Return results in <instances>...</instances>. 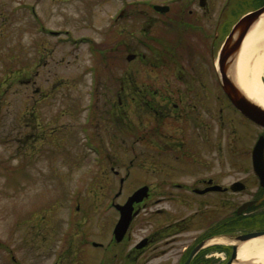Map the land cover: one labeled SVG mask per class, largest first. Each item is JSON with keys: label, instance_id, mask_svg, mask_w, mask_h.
<instances>
[{"label": "rangeland", "instance_id": "1", "mask_svg": "<svg viewBox=\"0 0 264 264\" xmlns=\"http://www.w3.org/2000/svg\"><path fill=\"white\" fill-rule=\"evenodd\" d=\"M124 1L0 0V264H53L55 254L79 246L83 238L109 242L117 220L113 201L122 203L141 182L153 183L152 171H167V145L133 144L136 110L125 100L121 111L115 108L120 107L117 95L126 96L118 93L119 77L129 92L132 76L139 75L141 82L146 81L145 75H154L139 60L126 57L136 52L132 50L136 36L142 37L147 27L156 29L157 19L167 17L153 13L147 4L167 5L168 1ZM128 2H137L136 8L129 7L128 14L117 19V8ZM188 2L173 3L174 9L186 16L182 6ZM207 2L209 10L200 8L198 0L187 6L193 15L186 21L193 29L214 32L224 7H229L230 19H237L240 12L260 4L251 0L230 7L226 0ZM89 38L97 46V56L84 40ZM143 52L144 47L138 50ZM196 59L206 73L216 56L211 58L208 51L205 61ZM92 65L96 74L87 71ZM262 76L264 83V67ZM93 91L97 94L90 95ZM93 103L94 110L90 109ZM120 124L124 132H119ZM244 131L237 126L235 145H247L250 138H241ZM220 138L223 155L225 143L231 140L222 130ZM208 152L205 148L204 154ZM241 176L236 169L225 180ZM120 177L125 179L116 199ZM236 197L239 202L246 198ZM166 206L161 202L152 211ZM89 249L88 264H99L102 252ZM263 263L262 250L233 262Z\"/></svg>", "mask_w": 264, "mask_h": 264}, {"label": "flooded vegetation", "instance_id": "2", "mask_svg": "<svg viewBox=\"0 0 264 264\" xmlns=\"http://www.w3.org/2000/svg\"><path fill=\"white\" fill-rule=\"evenodd\" d=\"M194 1L183 4L185 16L174 9L180 2L176 0L170 7L173 11L169 10L166 18L157 19L163 27H147L142 37L133 39L132 50L136 52L132 59L139 60L154 75H145L146 81L141 82L139 75L137 79L132 76L134 83L129 92L121 85L123 79L118 78V93H126V96L117 95L120 107L115 109L121 111L125 100L136 110L133 144L167 145V171H152L153 183L141 182L142 185L126 196L122 203L135 190L147 186V196L133 205L121 240L115 239L113 227L109 242L94 246L83 238L79 246H70L69 250L55 254L53 264H88L90 246L98 247L102 252L99 264H225L239 249L235 238L251 233L264 236V147L260 176L256 174L253 158L255 145L264 136V126L252 122L233 106L221 88L214 64L208 66L205 73L196 59L205 61L208 51L211 58L214 54L218 59L220 44L226 37H222V32L231 22V19L226 21L231 12L229 7L220 10L214 32L204 27L193 29L186 17L193 15L187 6ZM248 1L251 0H226V6ZM124 3L120 0V4ZM203 4L205 6L201 7L198 0L200 8L209 10L207 0ZM136 6H119L116 18L125 17L128 8ZM30 9L35 15L34 7ZM39 25L44 28L43 24ZM45 32L59 34L54 30ZM84 40L88 46L97 49L90 38ZM161 45L167 50L164 53L160 50ZM142 46L145 52L138 53ZM123 115L121 112L122 124L125 122ZM237 126L244 127L245 135L241 138H250L242 147L234 143ZM123 127L118 126L119 132H124ZM220 130L231 140L225 143L226 154L223 155ZM205 148L210 154H204ZM236 169L242 176L226 181L225 177L231 178ZM113 173L119 175V172ZM124 179L120 177L119 184L121 180L124 183ZM154 195L161 197L152 200ZM239 195L246 198L239 202L236 197ZM161 202L167 205L165 209L152 211ZM248 203L250 205L239 212ZM115 212L118 220L120 213ZM155 214L163 218H152ZM172 258H175L174 262Z\"/></svg>", "mask_w": 264, "mask_h": 264}, {"label": "water", "instance_id": "3", "mask_svg": "<svg viewBox=\"0 0 264 264\" xmlns=\"http://www.w3.org/2000/svg\"><path fill=\"white\" fill-rule=\"evenodd\" d=\"M264 13V5L243 16L233 27L231 32L229 33L222 49L220 50L218 57V74L221 86L224 92L227 94L233 105L246 117L251 119L253 122L264 126V108L247 98V96L243 93L242 90L234 83L233 79L227 74V70L229 65L232 63L234 56L237 55L239 48L242 44V41L247 34L250 27L257 21V19ZM128 59H131L128 57ZM264 136L260 137L258 142L255 145L253 150V158H254V166L257 175H261L259 171L262 166V151L264 147ZM259 159V160H258ZM261 170V169H260ZM263 170V167H262ZM261 170V171H262ZM147 191L146 187H143L136 191L123 206H116L117 209L121 212L120 220L118 221L114 235L117 240L123 236L125 233L126 227L130 220V214L132 211L133 203H138L142 201L143 197L146 196ZM250 204H246L243 206L239 212L245 209ZM259 236L258 233H251L248 235L238 236L236 239L238 242H243L248 240L249 238H253ZM233 260L236 259V253L234 252L231 256V259L227 262V264H231Z\"/></svg>", "mask_w": 264, "mask_h": 264}, {"label": "bare ground", "instance_id": "4", "mask_svg": "<svg viewBox=\"0 0 264 264\" xmlns=\"http://www.w3.org/2000/svg\"><path fill=\"white\" fill-rule=\"evenodd\" d=\"M264 13L250 27L227 74L243 93L264 108ZM264 251V236L244 242L238 249V260ZM241 262V261H240ZM264 264V263H263Z\"/></svg>", "mask_w": 264, "mask_h": 264}, {"label": "trees", "instance_id": "5", "mask_svg": "<svg viewBox=\"0 0 264 264\" xmlns=\"http://www.w3.org/2000/svg\"><path fill=\"white\" fill-rule=\"evenodd\" d=\"M160 50H161L162 53H164V50H166V49L164 48L163 45H161V46H160ZM166 51H167V50H166ZM165 55H167V54L165 53Z\"/></svg>", "mask_w": 264, "mask_h": 264}]
</instances>
